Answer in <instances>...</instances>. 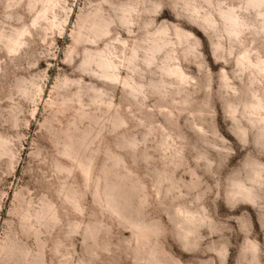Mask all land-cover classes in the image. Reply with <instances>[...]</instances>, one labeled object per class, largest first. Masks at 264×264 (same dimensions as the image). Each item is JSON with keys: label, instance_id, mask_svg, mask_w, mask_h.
<instances>
[{"label": "clouds", "instance_id": "1", "mask_svg": "<svg viewBox=\"0 0 264 264\" xmlns=\"http://www.w3.org/2000/svg\"><path fill=\"white\" fill-rule=\"evenodd\" d=\"M0 264H264V0H0Z\"/></svg>", "mask_w": 264, "mask_h": 264}]
</instances>
